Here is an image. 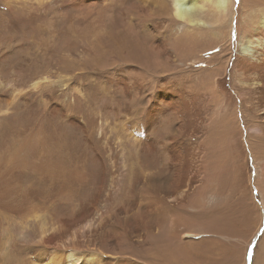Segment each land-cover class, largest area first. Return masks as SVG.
I'll return each instance as SVG.
<instances>
[{
	"label": "rangeland",
	"instance_id": "1",
	"mask_svg": "<svg viewBox=\"0 0 264 264\" xmlns=\"http://www.w3.org/2000/svg\"><path fill=\"white\" fill-rule=\"evenodd\" d=\"M126 1L129 0L116 2L114 12L117 11L116 13L118 14L119 10L127 5ZM235 2L239 23H235L234 27H232V38L235 37L234 42L237 43L238 41L239 44V33L241 32V29L239 32V28L244 24V16L242 0H235ZM83 5H85L83 0H0V87L4 88L0 92V264H44L49 262L57 253L62 258H66L68 254H73L74 259L80 260L79 262L84 261L87 255L84 239L78 240L80 238L73 237L74 234H72L79 229V224L71 226L69 223L70 221L74 222V218L78 222L77 218L86 211L92 198L91 195L95 194L96 189H92V193L90 192L89 194L87 192L89 184H86L81 177H75L76 175H74L73 179L71 178L72 180L70 179L72 182L71 186L68 183H53L51 168L53 169L54 167V163H52L54 160L52 161V155L49 152L50 149L51 153L53 151V139L56 138L59 132L63 133L64 131V136L70 137L71 142L74 140L72 147L74 144L79 146L76 147L75 145L73 148V151H76V155L73 156L75 164L70 161L73 163L72 165H78V167H74L76 168L74 171L76 170L75 173L81 175V165L84 160L82 145L84 144L85 135L82 134L80 129L74 128L72 125H77V120L82 124H84V121L87 123L91 118L90 122L91 125L93 124L94 130L91 129L96 133L98 129L95 128H98L99 123H101L99 116L104 109L109 111L108 117H111L107 119V123H111L113 119L119 120V116H121V113L123 114L122 110L125 109V106L122 103L120 93L114 89L113 85L109 84L117 77L134 75L140 78L141 83L144 84L143 80L148 83L147 86L144 84V89L146 88L145 90L150 91L152 94H155L160 88L166 90L177 88L186 92L197 93V88L202 87L205 89L199 91L197 96V111H201L202 117L207 119V111L211 112L214 108L213 103L208 106L207 95L205 94L213 79L212 76L207 74L210 65L206 69L207 64L205 62L208 63L209 59H213L218 53L225 52L226 47L223 43L213 44V47L218 45V49L221 47L223 49L221 52L215 54H209V52L197 53L195 58L200 56L202 60L196 62H204L196 65L192 64L189 57L185 58V61H180L176 58L167 69L166 59L160 58L156 59L158 60L156 61L150 56L153 59L151 58L149 61L145 60V58L135 61L126 51L114 52L111 48H108L106 41L112 36L119 35L122 40L137 44L140 48H138V51H141V47L154 40L143 36L139 26L135 27V25L125 24L123 26L116 25L109 29L105 26L94 24L93 19L100 21L98 18L100 17L99 8L95 7L97 10L94 8L85 10L84 8L87 7H83ZM248 13L249 11L245 15H248ZM247 15L246 17H248ZM86 16L90 17L87 19ZM155 24L157 23L152 22L150 24V34L155 36L161 32L159 36L161 38L158 37L159 39H156L158 40L157 42L163 41L167 51L176 48L177 46L173 41L174 35L170 34L173 26L169 24L155 26ZM97 25H99V28ZM126 25H128L127 28ZM129 31H131V34ZM121 34L124 35L121 36ZM125 36H128L130 40L133 39L129 41ZM164 39L166 40L164 41ZM206 40H208V37L203 42H206ZM170 47L171 49H169ZM135 67L139 68V71ZM129 70L131 71L129 72ZM215 72H218V79H222L219 75L221 72L219 70H215ZM144 75L146 78L143 77ZM232 77L233 71L230 73V80H232ZM43 79H46V81L49 79L52 84L49 86L43 85ZM64 79L70 81L71 91L69 93H63V89L55 84V82ZM147 79L151 80V82ZM171 80L177 84L169 86L170 83L168 81ZM36 82H39V85L42 86L34 88ZM162 82L166 83L163 84ZM90 83H92L91 86ZM161 85L163 86L161 87ZM238 90L234 83L228 87L221 88L222 93L226 97H231L234 101H232L230 108L241 106V92ZM102 96L103 98L101 99ZM108 98L110 99L108 100ZM101 100H103V103ZM130 108H133V112ZM128 109L131 121L133 117L136 120L138 113L136 105L128 104ZM167 115H169V112L166 113ZM103 119L105 122V118ZM67 121L68 123L65 125ZM139 125L140 123L135 127ZM242 127L236 130L232 139L231 160L222 169L219 170V167L217 168L219 171H216L218 173L216 177L209 174L205 183H203L204 195L211 194V197L214 198V203L217 201L216 197L218 198L217 202L220 210L215 212L218 216L217 222L215 220V224H212L210 212L198 211L200 206H198L196 200H191L185 207L187 210L184 209L185 220L190 226L201 227L207 231L214 232L216 234L214 235L220 236L221 239L205 244L202 247L203 252L193 256L188 264H192V262L193 264H264L263 254L255 258L259 239L256 241L257 247H254L250 254L251 256L245 250L247 244L254 240L255 233L264 232V205L260 201V193L256 185L255 187H249V185H253L254 167L252 165V153L250 154L248 145H244V141L247 139V132ZM170 128L172 129V126ZM71 129L73 130L71 131ZM198 130L200 134L198 136L195 135L196 143L199 141L200 135L202 136L204 133L203 128H198ZM207 130L209 135L213 131L217 133L211 127H207ZM240 133H242V136H240ZM114 142V140L111 141L110 147L116 151L117 146ZM42 151H45L46 154ZM79 156L81 157L79 158ZM162 159L159 156L158 160L154 162L156 165H153L152 168L155 170L160 169ZM116 165L119 167V162H116ZM117 167L112 177L111 174H109L110 176L105 174L104 190L101 193L102 196L98 198V207L106 216L114 212L120 204L123 205L124 200L126 201L127 199V196L122 201L121 199L113 198L116 179L119 175ZM77 170L81 171L77 172ZM97 180L95 182H99V178ZM219 193L221 194L219 195ZM250 195H256V198L254 197V207H248ZM89 196L90 199H88ZM213 198L210 200L211 203ZM107 204H110V207ZM114 206L116 208H113ZM254 211H258L260 219L258 226L253 229L250 226V222H252L254 217ZM63 219L71 220L63 221ZM246 220L248 228L244 226ZM219 222L222 223L219 224ZM80 224L83 225L82 222ZM164 237L160 236L157 239L158 241L156 240V244L158 243L157 246L160 245L159 247H162V249L163 246H166V250H169L170 244L166 242ZM212 238L213 235L212 237L204 236L201 239L211 240ZM223 239L227 240V242ZM74 240L79 241V243ZM160 240L165 242L161 243ZM151 241L150 239L145 245H142L136 241L129 242L123 239L121 240L122 244L113 245V248L112 246H110L111 248L106 247L105 251L103 249V257L106 256L104 258L107 260H111L114 257L129 259L139 264H146L147 260L153 259L158 262L159 259L151 255V251L149 252L155 247L154 240ZM174 243L177 244L178 241ZM55 244L60 246L58 245V247ZM126 252L129 254H126ZM150 257L153 258L151 259ZM247 259H250V261ZM61 264H64V262Z\"/></svg>",
	"mask_w": 264,
	"mask_h": 264
},
{
	"label": "bare ground",
	"instance_id": "2",
	"mask_svg": "<svg viewBox=\"0 0 264 264\" xmlns=\"http://www.w3.org/2000/svg\"><path fill=\"white\" fill-rule=\"evenodd\" d=\"M119 1L123 0H83L85 4L83 7H87L84 8L85 10L91 8L97 10L95 7L99 8L100 17L98 18L100 21L93 19L94 24H99L109 29L116 25L123 26L125 24L135 25V27L139 26L143 36L154 40L151 43H149V40V44L141 47V51H138L139 46L137 44L128 43L126 40H122L119 35L112 36L106 41L108 48H111L114 52L126 51L135 61H139L141 58L149 61L152 57L154 58H152L153 60L166 59L167 69L176 58L180 61H185V58L189 57L192 64L196 65L204 62H196L202 60L200 56L195 58L197 53L209 52V54H215L223 49L221 47L218 49V45L213 47V44H224L226 47V50L224 49L225 52L218 53L213 59H209V64L205 62L207 64L206 69L210 65L207 74L213 77L205 94L207 95L208 106L213 103L214 108L211 112L207 111V119L202 117L201 111H197V96L199 91L205 89L202 87L197 88V93L186 92L177 88L171 90L160 88L157 92L155 91L156 93L154 92L155 94H152L150 91L145 90L146 88L144 89V84L147 86L148 83L144 80V84L141 83L140 78L134 75H129V77L120 76L109 83L120 93L122 103L125 106V109L122 110L123 114L121 113V116H119V120L113 119L111 123H107V119L111 117H108L109 111L104 109L99 116L101 123H99L100 125L98 124V128H95L98 129L97 132L95 131L96 133L93 132V124L91 125L90 122L91 118L87 123L84 121V124H82L77 120V125H72L74 128L80 129L82 134L85 135V137L83 135L85 140L80 138L84 141L83 147L81 146L84 151H81L84 153L81 175L76 174V170L74 171L76 169L74 167H78V165H72L73 163L75 164L73 156L76 155V151H73V148L76 144L72 147L74 140L71 142L70 137L64 136V131L63 133L59 132L57 136L55 135L56 138L52 141L53 148L51 147L53 151L51 153L50 149L49 152L52 155V161L54 160L52 162L54 167L53 169L51 168L53 183H68L71 186V180L76 175L75 177H81L86 184H89L87 191L89 194L92 189H96L94 192L95 196L92 194L91 199L89 196L90 202L86 211L77 218L78 222L75 221V218L73 219L74 222L70 221L71 219H63V221H70L69 224L71 226L79 224V229L72 234H74L73 237L80 238L78 240L84 239L87 255L84 261L79 262L80 260L74 259L73 254H68L66 258H62L58 253H54V257L44 264H61L63 262L64 264H139L129 259L111 257V260H107L104 258L106 256L103 257V249L105 251L106 247L112 246L113 248V245L118 246L123 239L129 242L136 241L142 245H145L150 239L154 240L155 247L149 252L151 251L150 254L159 260L158 262L154 261V259L147 260L146 264H188L193 256L203 252L202 247L205 244L221 239L220 236H215L214 232L207 231L201 227L190 226L185 220L184 211L187 210L185 207L191 200H196L198 206H200L198 211L210 212L212 224H215V220L217 222L218 216L215 212L220 210L218 208V198L216 197L217 201L214 203V198L211 197V194L205 196L203 183H205L209 174L216 177L218 174L216 171L225 167L226 163L231 160L232 139L236 130L241 128V126L247 132V139L244 141V145H248V150L253 155H251L254 167L253 185H249V187H255L256 185L260 193V201L264 205V0H242L244 24L239 28V32L241 29L239 44L238 41L237 43L234 42L235 37L232 38V27H234L235 23H239L235 0H129L126 1L127 5L121 8L117 14V11L114 12V10L116 2L118 3ZM248 11V15L246 14L248 17H246L245 13ZM96 14L99 15L98 13ZM152 22L157 23L155 26L166 24L173 26L170 34L174 35L173 41L177 46L176 48L171 49L170 47L169 49L171 50L167 51L163 41L157 42L158 40L156 39L161 38L159 37L161 32L155 36L150 34L151 30L149 27ZM99 25H97L98 28ZM128 25H126V28ZM90 26L92 27V25ZM131 31H129L130 34ZM123 35L121 34V36ZM206 37H208V40L203 42ZM125 38L129 39L128 36H125ZM131 40L129 39V41ZM167 40L169 41L168 38ZM150 56L152 57L150 58ZM215 70L221 72L219 75L222 79H218V72H215ZM232 71L233 77L230 80L229 77ZM143 77L146 78L145 75ZM42 81L45 86L52 84L49 79L47 81L43 79ZM148 81L151 82V80ZM168 82L170 83L169 86L177 84L173 80ZM232 83L241 92L240 107L233 106L230 108L233 99L226 97L221 91V88L228 87ZM55 84L63 89V93L71 91L70 81L68 80H59ZM41 86L39 82L34 84V88ZM3 89L0 87V92ZM101 101L103 103V100ZM128 104L136 105L138 109V113L136 112L137 121L134 117L131 121ZM132 109L130 108L131 111ZM167 112H169V115L166 116ZM103 118H105V122ZM67 123L68 121L65 122V125ZM139 123L140 125L135 127ZM171 126L172 129L170 128ZM207 127L215 129L217 133L213 131L209 135ZM198 128H203L204 133L202 136L200 135L199 141L196 143L195 135L198 136L200 134ZM240 136H242V133H240ZM76 140L78 141V139ZM112 140L115 141L114 143L117 146L116 151L110 147ZM45 150L47 151V149ZM159 156L163 158L161 161L162 166L160 169L155 170L152 167L156 165L154 162L158 160ZM116 159L118 160L115 161ZM116 162H119V167H117ZM116 167L119 169V175L117 174L116 185L114 184L116 187L113 192V198L121 199L122 201L127 196V199L126 201L124 200L125 204L123 202V205L120 204L118 207L115 205L117 208L115 206L113 208H116V210L106 216L98 207V198L102 196L101 193L104 190L105 174H111L112 177ZM80 171L77 170V172ZM98 178L99 182H97ZM95 180L97 181L95 182ZM41 183L43 182L41 181ZM207 196L209 197L207 198ZM250 196L248 207H254L256 195ZM212 198L213 201L211 203L210 200ZM114 201L116 202V200ZM107 206L110 207V204H107ZM253 215L250 226L254 229L259 224L260 215L258 211H254ZM81 222L83 225L80 224ZM221 223L219 222V224ZM244 226L248 228L247 220ZM212 235L213 238L211 240L201 239L204 236L212 237ZM160 236H165L164 239L166 238V242L170 244L171 249L167 247L169 250H166V246H163V249L159 247L160 245L157 246L156 240ZM253 239L245 247L247 254L250 255L254 247H257L256 241L259 239L255 258L262 254L264 256V232L255 233ZM175 241H178V243L175 244ZM225 241L227 242V240ZM75 242L79 243V241ZM163 242L165 241L163 240ZM171 243H174L175 246ZM59 244L55 245L58 246ZM71 244L73 243L71 242ZM141 256L143 255L141 254ZM247 260L250 261V259Z\"/></svg>",
	"mask_w": 264,
	"mask_h": 264
}]
</instances>
